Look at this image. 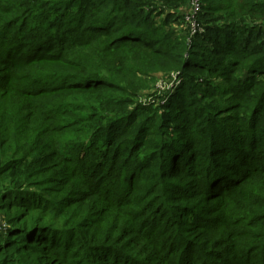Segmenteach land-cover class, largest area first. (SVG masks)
<instances>
[{"label":"trees","instance_id":"1","mask_svg":"<svg viewBox=\"0 0 264 264\" xmlns=\"http://www.w3.org/2000/svg\"><path fill=\"white\" fill-rule=\"evenodd\" d=\"M189 3L0 0V96L74 134L20 154L0 135V264H264V0H202L187 42L168 28ZM176 70V92L129 119L133 79ZM219 77L241 82L234 107L211 103ZM25 120L0 114V134ZM58 159L79 181L60 201L63 177H46Z\"/></svg>","mask_w":264,"mask_h":264},{"label":"rangeland","instance_id":"2","mask_svg":"<svg viewBox=\"0 0 264 264\" xmlns=\"http://www.w3.org/2000/svg\"><path fill=\"white\" fill-rule=\"evenodd\" d=\"M184 8V7H183ZM185 18V17H183ZM200 22V21H199ZM174 26H171L168 28V31L174 33L175 36L179 38H185L187 39V42H189V39L191 36V26L188 25L184 19L177 20L174 22ZM201 23V22H200ZM258 67H254L252 70L257 69ZM173 76H176V80L172 78ZM245 76H248L247 69L243 72H236L234 76L232 75V81L234 79L241 77V82H244L246 78ZM180 78V81H179ZM200 81L208 82L210 81L209 77L207 75H201ZM240 81L237 82H228L224 78L215 79L213 81V86L215 87H209L208 90L212 92L213 98L211 99V103L215 104L217 107L222 108H228L234 107L235 104H231L230 97H228V92H231V88L234 83H241ZM64 83V82H63ZM182 83V76L181 72L171 71V72H158L153 73L152 76H141L138 75L136 78L133 79V86L135 88V95L132 98V103H129L128 106V116L129 119L132 120V115L135 113V108L138 106H156L159 104L165 103L169 97V95L174 94L176 92L178 86ZM230 83V84H229ZM85 96L84 100H87L89 103H91V99L95 102V106L98 103V99L96 98V95H92L91 92H84L81 97ZM78 96L74 95L71 96L70 93H67L66 96L63 95L61 97V100H64L67 102V104L76 105L73 102L76 101V98ZM237 103L236 101H233V103ZM25 101H23L21 98L17 97L15 100L10 99L8 95H2L0 96V114L7 115L9 118L18 121L21 119H26L23 122L22 129H17L16 131L10 130L11 134L8 135H1V138L5 140V142H8L12 145L11 151L15 150L19 154L22 150H25L27 146V142L32 140L33 138H36L38 135L44 139L51 138L52 140H55L56 143L59 145L66 147L71 146L72 139L74 137L73 132H71L69 129L62 127V123H56L54 125H51V127H48V123L41 122V121H32L31 115H28L26 117L27 112H24V105ZM3 106V108H2ZM93 109L89 105L86 107V112H92ZM239 111V109H238ZM226 112V111H225ZM241 114L242 111H239ZM119 112L113 111L110 113H107L108 119H115L117 118ZM106 114V113H105ZM145 118H147L149 115H145L144 112L142 113ZM232 115H228L226 112L225 115L219 117V120L221 122L226 121L228 124L230 122V117ZM149 118V117H148ZM141 120V117H136L135 122H138ZM48 128V129H47ZM54 129H58L57 132H54ZM259 131L264 133V126L259 127ZM63 151V150H60ZM129 150L126 152L128 153ZM5 156V153H4ZM58 161L61 162L60 165H53L49 167V169H46L47 178H52L56 173L59 175L58 177L61 179L63 177V173L61 172V169L63 167L62 160L58 159ZM69 171L67 170V173ZM78 179H75L72 175H68L66 177H63L61 181L56 182L53 181L50 186H52L53 189V196H56L57 199L60 201L61 199L67 200L71 195H73L74 190L79 187L78 186ZM183 185V184H182ZM4 191H0V196ZM87 195L83 196L84 201H89L90 199H87ZM52 219V218H49ZM62 220L60 219L59 225L62 224ZM0 226L2 227L3 231L5 232L8 230V224L6 223L5 216L3 214H0Z\"/></svg>","mask_w":264,"mask_h":264},{"label":"built area","instance_id":"3","mask_svg":"<svg viewBox=\"0 0 264 264\" xmlns=\"http://www.w3.org/2000/svg\"><path fill=\"white\" fill-rule=\"evenodd\" d=\"M203 8L202 0H190L188 5V11L185 13V22L191 26V36H196L197 34L203 33V29L201 28V24L199 22L198 16ZM174 80H176V76H173ZM180 81V78H179Z\"/></svg>","mask_w":264,"mask_h":264}]
</instances>
